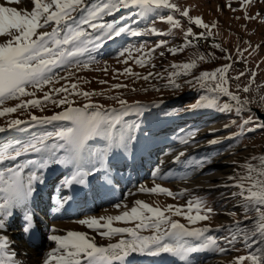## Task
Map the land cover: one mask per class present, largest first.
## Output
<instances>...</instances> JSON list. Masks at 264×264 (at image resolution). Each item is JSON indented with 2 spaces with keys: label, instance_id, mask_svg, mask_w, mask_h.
I'll return each instance as SVG.
<instances>
[{
  "label": "snow or ice",
  "instance_id": "snow-or-ice-1",
  "mask_svg": "<svg viewBox=\"0 0 264 264\" xmlns=\"http://www.w3.org/2000/svg\"><path fill=\"white\" fill-rule=\"evenodd\" d=\"M240 9L244 11L245 20H257L264 23V15L256 13L250 15L248 9L256 0H238ZM6 3L24 4L25 7L17 8L0 4V37H7L5 42H0V106L6 101L17 100L13 107H0V117L18 111H28L30 108L41 110L51 102L60 111L52 115H30L32 123L46 125L56 122H66L42 135H33L21 142L0 145V264H17V253L11 250L10 238L5 234L10 221L19 217L22 221V231L28 235L35 226V212L31 206L34 193L37 192V184H44V170L50 165H61L69 168V173L63 177L59 188L85 185L89 177L104 170L105 181L111 184L112 180L107 174L106 165L116 150L127 153L130 151L133 141L137 139L136 130L139 124H129L124 118L130 113L143 114L142 107L136 104H128L119 96H107V99L115 100L118 107H106L93 101L95 95H105V92L83 91L78 83H68L73 75V69L89 68L95 60L91 53L101 48L104 41L113 40L122 34L131 36L157 35L167 36L173 30L181 29L183 42L178 47H167V40H160L154 47L149 48L141 44L136 47L137 56L132 55V48H126L119 53L124 58L119 62L128 63L131 58L140 67L149 63V57L156 49L167 47L170 54H177L187 47H195L193 40L204 39L218 35L213 29L217 23H205L200 16L192 17L188 8L181 9L174 0H6ZM30 6V10H29ZM228 7H232V0H228ZM122 9H136V14L144 19L156 18L166 23L167 32L159 31L154 25L145 27L142 31L132 29L128 23L122 26L113 22H102L104 17L113 16ZM161 9L168 10V14H162ZM180 17L187 18L189 24H194L204 31L193 32L192 27L186 30L182 28ZM240 19V17H236ZM123 20V16H121ZM50 29V30H49ZM191 37L192 39H189ZM212 48L220 52H227L220 44L213 43ZM259 47V46H257ZM247 49H237V54L242 55ZM87 61L81 60L85 55ZM163 56L164 53L160 52ZM225 59L231 60L230 55ZM204 54H198L190 62L172 64V71L167 73L168 84L175 89L181 85L176 78L188 77L184 83L192 88L205 90L213 95L201 96L188 110L215 109L221 113H243L251 101L242 99L237 93L230 90V79H240L245 73L240 72L236 77H230L228 73L231 64H224L212 71H201L199 75H192L197 67V60L204 61ZM246 62V61H245ZM154 68L155 65H152ZM63 69L65 75H60ZM106 71V69H105ZM121 75L133 76L138 79L148 80L160 73L149 72L141 76L134 73L130 67H125ZM255 73H252L250 82L254 81ZM115 78V76H114ZM79 79V78H77ZM65 83L55 87L60 81ZM101 84L107 81H100ZM48 90L45 91V87ZM126 84H113L112 89L126 88ZM239 89V85L237 86ZM32 89V91H29ZM158 90V89H157ZM242 91L249 93L251 88L244 86ZM42 96L37 98L36 93ZM24 97H31L24 99ZM69 97H72L71 99ZM75 97H83L87 102L77 106ZM220 97H226L227 101L220 102ZM260 107H264V95L259 97ZM235 122V121H234ZM28 122L22 119H10L6 126H0V133L16 129L25 131L21 125ZM264 129V121L259 117L248 116L238 125L242 131H252L253 128ZM225 128L228 125H224ZM195 132H189L179 138V143L187 146L195 139ZM51 141V143H49ZM94 142L102 143V147H94ZM210 145L219 143L217 139L208 141ZM63 153L58 155V153ZM28 154H36V159H25L17 163L19 157ZM185 153L181 151L174 162H179ZM193 169H202L204 160L189 162ZM8 165V166H5ZM242 169L235 175H230L228 180L237 191L231 193L232 197L241 198V206L244 209L245 219L252 220V226L242 227L240 221L227 227V235L222 239L229 247H222L217 238L206 235L212 229L209 225L202 227H187L172 217H183L190 225L201 221H210L214 209L199 196H191L185 204L167 205L163 209L151 206L145 201L136 199L130 208L124 202H119L113 207L124 211L118 215H92L75 221L95 232L101 238L109 241L113 237H121L116 242L107 245H98L95 236H90L84 231H67L65 234H56L53 226L49 230L47 240L54 243V247L48 251L42 264H127L133 254L160 256L169 254L179 258L184 264H191L189 259L193 253L210 250L225 253L237 242H243L249 249L247 255L237 256L231 264H264V249L258 248L251 251L253 246L264 244V155L253 156L239 165ZM27 170L26 174L25 171ZM160 175V168L152 171L151 176ZM138 192L149 194H164L176 199L184 197L187 189L173 192L169 188L155 183L152 187L140 185ZM133 193L129 192L128 195ZM56 210L63 208L69 197L57 196ZM255 212L254 217H249L248 212ZM228 215L235 216V212ZM115 223L132 224L133 226H113ZM223 226L216 231L222 230ZM145 231L150 234H143ZM189 238L195 241L190 243Z\"/></svg>",
  "mask_w": 264,
  "mask_h": 264
},
{
  "label": "rangeland",
  "instance_id": "rangeland-1",
  "mask_svg": "<svg viewBox=\"0 0 264 264\" xmlns=\"http://www.w3.org/2000/svg\"><path fill=\"white\" fill-rule=\"evenodd\" d=\"M174 2L181 9L188 8L192 17L200 16L205 23L209 24L215 21L217 27L213 29V32L218 33V35L209 37L207 40H193L192 43L195 47H187L184 51L173 55L167 51V47H178L182 44L183 32L181 29H175L172 34L167 36H131L125 33L120 37H115L113 40L104 41L101 48L92 52L91 56L95 62L90 63L89 68L72 70L73 75L67 81L68 83H78L79 89L83 91L105 92V95L93 96L91 98L93 101L103 104L106 107H118L116 101L107 99V96H119L125 99L128 104L138 103L142 107L143 114L130 113L124 118L129 124L140 125L135 132L137 139L133 141L129 152L124 153L116 150L106 165L108 176L115 185L123 188L120 190L106 188L104 170H101V172L96 173L93 177L92 194L89 196L85 192L80 201H76L77 199L74 200L76 210L73 212L71 211L72 207L67 208L64 206L58 211L56 210L57 215L52 214V209L57 208L55 198L57 196L68 197L67 192L64 191V188H59V185L63 177L69 173V168L61 165H50L48 169L44 170V174L52 169H58L59 171L48 182L49 187L46 191V197L44 198L40 195L38 198V200L45 201V203H42V209L37 206L35 201L33 204V211H40V214H42V219L35 218V223L40 227L41 233L37 234L35 238H27L25 242H21V239H18L17 243H12L13 239H10L11 250L17 253V264H42L43 259L47 256L48 250L50 251L55 246L53 242L49 241L47 243L49 247L47 251H44V248H46L44 245L48 241L47 236L49 235L48 225L51 221L55 223L53 226L58 230L56 234H65L67 231H84L88 232L90 236H95L98 245H107L109 242H116L121 237H113L109 241L106 238H101L85 226L75 223V221L92 215L97 217L108 214L118 215L125 208L121 207L117 210L113 205L124 202L130 208L136 199L163 209L169 204H185L191 198L188 193L191 196L202 197L214 209V214L210 221H201L195 225H190L183 217L174 216L172 218L185 224L187 227L209 225L212 231L206 235H212L214 238H217L220 245L226 248L229 246L224 243L222 238L228 234V226L237 221L243 222L242 227L249 228L252 226V220L245 219L244 209L240 203L241 198L231 196V193L237 191V189L231 186L225 187V185H231L232 182L228 180V177L235 175L237 172H241L242 169L238 166L243 164L246 159L264 155V129L254 128L253 125H248L246 127L253 128V130L242 131L238 127L241 121L247 119L249 115L259 117V114H264V107H260L259 101V97L264 95V23L259 18L251 21L245 20L244 11L240 9L238 0H232V7L237 9L235 12L228 7V0H174ZM160 11L162 14H168V10L161 9ZM136 12V9H122L113 16L104 17L102 22L115 21L121 26L124 23H128L132 29L141 31L145 27L154 25L161 32L168 31L169 26L166 23H162L156 18L144 19L138 16ZM248 12L250 15H255L256 13L264 15V0H256L248 9ZM174 15L177 19H180L184 30L192 27L194 33L198 34L204 31L203 29L197 28L194 24H189L187 18L180 17L178 13ZM121 16H123V20H121ZM236 17H240V19H236ZM162 39L168 41L167 47L156 49L148 58L149 63L145 67L136 65L131 58L128 59L127 64L119 62L124 59L119 57V53L124 49L132 48V55L137 56L138 54L135 51L136 47L145 44L147 47L144 51L147 52L149 48L154 47ZM189 39L192 38L189 37ZM6 40L7 37H0V42H5ZM213 43L220 44L227 52H220L218 49L212 48L211 45ZM238 48L241 50L247 49L248 51H243L242 55H238ZM160 52H163L164 55L161 56ZM198 54H204L206 59L204 61L197 60V67L191 70L192 75H199L201 71H212L224 64L232 65L228 73L230 77H236L240 72L245 73L238 80L230 79L229 87L232 92L239 94L242 99L247 98L251 101L248 105L250 111L246 110L243 113L236 114L235 112L221 113L215 109L188 110L201 96L213 95L205 90L186 85L184 80L191 79V75L176 78V82L181 85L179 89H175L170 85L166 86L168 84L167 73L172 71L170 66L172 64L190 62ZM226 55H230L232 59H225L224 57ZM88 59L89 56L87 54L81 57L83 61H87ZM152 65H155V67L153 68ZM125 67H130L134 73H139L141 76L147 75L149 72L160 73V76H153L148 80H143L133 76L121 75L120 73H123ZM58 71L60 75H65L63 69ZM252 73L256 75L254 81L250 82ZM101 80L107 81V83L101 84ZM64 83L65 81L62 80L54 86L60 87ZM113 84H126L127 87L112 89L111 85ZM238 85L239 89L237 87ZM244 86H249L251 91L244 93L242 91ZM44 90L47 91L48 86ZM29 91H32V89H29ZM36 96L39 98L42 96V93L37 92ZM29 98L31 97H24V99ZM69 98L71 99L72 97ZM75 100L77 106L87 102L83 97H75ZM18 102L17 100H9L0 107H13ZM220 102L230 101H227L226 97H220ZM60 110L61 108L55 107L49 102L43 110L40 108H30L28 111H18L0 117V126H6L7 121L10 119L18 118L28 122L26 125L20 126L25 131L11 129L0 133V145L14 143L17 140L23 142L33 135H42L48 131H55L57 127L62 126L66 122L54 121L52 124L40 125L32 123L30 115H52ZM259 119L263 121L261 117ZM206 124H213V128L207 134L200 137L198 132ZM226 124L228 125L227 128L224 127ZM189 132L196 133L194 141L187 146L180 144L179 137ZM162 134H164L162 136L163 140L161 138ZM206 138H209L208 140L217 139L219 143L215 145L209 144L208 147H202L199 150L190 149L195 142L202 139L206 140ZM102 146V143L94 142V147L99 148ZM136 148L139 149V157L134 155ZM181 151L185 153V156L181 157L179 162H174V158ZM166 152H169L168 159H173V161L160 162V157L165 155ZM61 154L63 153H58V155ZM219 154H226L224 156L228 162L222 165H213L208 162L212 156ZM36 158H38L36 154H28L27 156L19 157L17 163H22L25 159ZM130 159L131 161H129ZM195 160L205 161L204 168L198 169L197 173L200 176H211L220 169L227 170L225 173L227 177L222 179L223 183L220 182V184L218 183L215 187L211 188L185 185L186 183L183 179L177 178L185 176L187 170L191 169L189 162ZM157 167L160 168V175L153 178L151 173ZM26 172L27 170L25 174ZM128 183H131L134 187H139L140 185L152 187L155 183H158L173 192L187 189V193L184 197L173 199L164 194L138 192V196L135 199H129V197H126L130 192L127 186ZM230 212H235L236 215H228ZM247 215L254 217L255 212L250 211ZM11 221L14 225L19 226V228L22 227V221L18 216L14 217ZM113 226L122 227L133 225L114 222ZM221 226H223L222 230L216 231ZM143 234L148 235L150 233L145 231ZM189 242L195 243L191 238H189ZM27 248L34 249L33 253L27 250ZM258 248L264 249L263 244L253 246L251 251H257ZM41 250L42 252H40ZM248 253L249 249L241 241L237 242L225 253L205 250L191 254L189 259L191 264H231L235 257L247 255ZM217 256H222L224 260L213 261ZM173 262L171 264H184L183 261L179 263ZM130 264H136V261H132ZM144 264H151V261ZM245 264H248V262H245Z\"/></svg>",
  "mask_w": 264,
  "mask_h": 264
},
{
  "label": "bare ground",
  "instance_id": "bare-ground-1",
  "mask_svg": "<svg viewBox=\"0 0 264 264\" xmlns=\"http://www.w3.org/2000/svg\"><path fill=\"white\" fill-rule=\"evenodd\" d=\"M0 4H4L5 6H15L17 8L25 7L24 4H11V5H9V4L6 3V0H0ZM29 10H30V6H29ZM212 128H213V124L204 125L203 127L200 128V131L198 132L199 136L201 137V136L207 134L209 132V130L212 129ZM163 135L164 134L161 135L162 140H163V137H162ZM208 139L206 138V140L202 139L200 141L195 142L193 144V147H191L190 149L199 150L202 147H208L209 146V143H208L209 140ZM177 150H179V149H177ZM168 153L169 152H166L165 155L160 157V162L173 161V159H168V157H167V156H169ZM134 155L136 157H139V155H140L139 149L136 148L134 150ZM224 155H226V154H219V155H216V156H212L208 160V162L210 164H213V165L225 164L226 162H228V160L225 158ZM129 161H131V159ZM191 169H192V167H191ZM191 169L187 170V172L185 173L186 174L185 176H181V177L177 178V179H180V178L183 179L184 182L186 183L185 185L190 186V187H199V188L215 187L218 183L219 184H220V182L223 183L222 179L227 177V174H225L227 172V170L218 169V171L215 174H213L211 176H208V177H203V176H200L197 173L198 169H193V170H191ZM58 171H59L58 169L49 170L47 173L44 174L45 183L42 184V185H40V184L36 185L37 192L34 193L33 198H32V202H31L32 208H33V204H34V201H35V203H37V206L40 209H42V207H41L42 203H45V201L44 200L42 201L41 199L38 200V198H39L40 195H42L44 198L46 197V191H47V189L49 187L48 182H50V180H52L55 177V175H56V173ZM94 175H96V174H94ZM94 175L89 177L88 183L83 185V186L75 185V186H72V187H64V191L67 192V196L69 197L68 202L72 201V209H71L72 212L76 210L75 209V205H74V200L77 199L76 201H80L85 192H87L89 196L92 194L91 193V187H92V181H93ZM127 186L129 187L130 192L133 193V194L130 195V196L128 195L126 197H129V199H135L138 196V194H137L138 193V191H137L138 187H134L131 183H128ZM105 187L106 188H115L117 190L118 189L120 190V189L123 188V187H120V186L118 187L117 185H115V183L113 181H112L111 184H107L105 182ZM55 204H56V202H55ZM67 206H70V203H67ZM35 214H36L35 218H37L39 220L42 219V214H40V211H35ZM52 214L53 215H57V212H56L55 208L52 209ZM53 224L55 225V223L53 221H51L49 223V225H48L49 230L53 227ZM21 225H22V222H21ZM39 233H41V229H40V227L37 226L36 223H35L33 231L30 234L26 235L22 231V227L19 228V226H16V224L14 225V223H12V221H10V226L8 227V229H7L5 234L10 239H13L12 243H17L18 239L19 240L21 239V242L22 241L25 242V240L27 238L28 239L29 238H35V236L37 234H39ZM48 242L49 241H47L45 243V245H44V247H46V248H44V251L45 250L47 251V249L49 247V244H47ZM27 250H29L31 253H33L34 249L31 250V249L27 248ZM40 252H42V250ZM215 260L216 261H223L224 259H223L222 256H217V257H215L213 259V261H215ZM132 261H136V264H144V263H146L148 261H151V264H171L173 261H175V263L181 262L179 260V258H177V257L174 258V257H172L169 254H161L160 256H147V255L133 254L131 257H129V259L127 261V264H130V262H132Z\"/></svg>",
  "mask_w": 264,
  "mask_h": 264
},
{
  "label": "water",
  "instance_id": "water-1",
  "mask_svg": "<svg viewBox=\"0 0 264 264\" xmlns=\"http://www.w3.org/2000/svg\"><path fill=\"white\" fill-rule=\"evenodd\" d=\"M259 117H261L264 121V114H259Z\"/></svg>",
  "mask_w": 264,
  "mask_h": 264
},
{
  "label": "trees",
  "instance_id": "trees-1",
  "mask_svg": "<svg viewBox=\"0 0 264 264\" xmlns=\"http://www.w3.org/2000/svg\"><path fill=\"white\" fill-rule=\"evenodd\" d=\"M263 246H264V244H263Z\"/></svg>",
  "mask_w": 264,
  "mask_h": 264
}]
</instances>
